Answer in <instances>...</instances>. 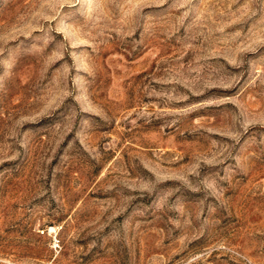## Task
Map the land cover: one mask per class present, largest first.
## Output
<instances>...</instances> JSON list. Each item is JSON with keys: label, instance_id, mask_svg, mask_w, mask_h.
Here are the masks:
<instances>
[{"label": "rangeland", "instance_id": "obj_1", "mask_svg": "<svg viewBox=\"0 0 264 264\" xmlns=\"http://www.w3.org/2000/svg\"><path fill=\"white\" fill-rule=\"evenodd\" d=\"M0 264H264V0H0Z\"/></svg>", "mask_w": 264, "mask_h": 264}]
</instances>
